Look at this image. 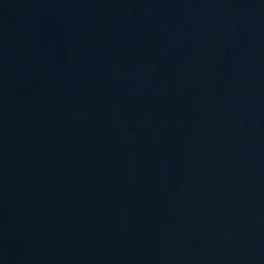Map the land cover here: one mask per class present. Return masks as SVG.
<instances>
[{"label": "water", "instance_id": "1", "mask_svg": "<svg viewBox=\"0 0 264 264\" xmlns=\"http://www.w3.org/2000/svg\"><path fill=\"white\" fill-rule=\"evenodd\" d=\"M0 264H264V0H0Z\"/></svg>", "mask_w": 264, "mask_h": 264}]
</instances>
